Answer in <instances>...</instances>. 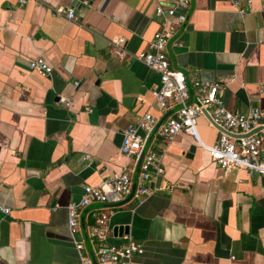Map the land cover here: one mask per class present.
<instances>
[{
  "label": "crops",
  "instance_id": "obj_1",
  "mask_svg": "<svg viewBox=\"0 0 264 264\" xmlns=\"http://www.w3.org/2000/svg\"><path fill=\"white\" fill-rule=\"evenodd\" d=\"M188 1L166 45L170 68L188 84L185 104L194 103L190 84L200 80L217 84L229 112L264 110V0H236L243 15L232 0ZM57 7L77 21L53 17ZM157 28L152 0H0V208L9 210L0 211V264L90 260L97 243L84 237L80 218L88 230L97 212L108 215L107 245L142 247L131 264H264V178L217 169L204 148L218 132L200 115L199 143L183 132L169 143L151 139L147 150L160 155L162 173L141 183L146 195L90 204L75 235L67 231L66 206L84 186L122 168L134 179L139 154L119 153L127 127L178 108L161 113L150 94L158 76L107 45L122 37L137 54ZM37 57L48 76L28 70Z\"/></svg>",
  "mask_w": 264,
  "mask_h": 264
},
{
  "label": "built area",
  "instance_id": "obj_2",
  "mask_svg": "<svg viewBox=\"0 0 264 264\" xmlns=\"http://www.w3.org/2000/svg\"><path fill=\"white\" fill-rule=\"evenodd\" d=\"M33 0H16L19 6ZM154 16L158 19V28L152 36L145 51L129 54L125 49V40L122 37H112L107 41L112 54L122 59L126 56L143 64L147 69L158 76V87L150 91L151 97L158 110L163 113L170 106L178 108L167 117L157 129L154 136L165 143L171 142L180 132L199 143L196 132V117H205L208 125L218 132L214 144L204 148L209 160L221 171H242L248 176L264 178V110L250 109L246 113H232L222 106L217 95V84L194 80L190 84L195 89L194 103L185 104L188 93V84L185 76L170 68L166 57V45L177 27L185 22V11L188 0H152ZM239 15L245 10L239 8L236 0L231 1ZM248 4L249 1H246ZM53 17H62L67 21L76 22L72 9L61 7L50 8ZM29 71L41 77L50 74L51 68L42 57H37L27 63ZM77 87V83H73ZM58 103L68 108L70 103L63 98ZM87 113L90 109L85 108ZM202 111H205L206 116ZM157 120L149 114L143 115L136 125H131L123 132L119 153L124 157L137 156L148 135L152 132ZM142 133V136L138 134ZM130 169L122 168L115 176L101 181L96 186H84L77 202L66 206L67 231L70 236L75 235L79 228L80 212L90 204L115 203L128 195L131 186ZM162 173L160 155L152 149L146 150L138 174L136 190L132 198L137 199L148 193L142 186L144 183ZM3 215L9 210L0 208ZM93 222L87 230V237L97 243L94 252L96 264H131L132 256L142 254V247L132 241L124 246L107 245L106 235L109 230L108 215L103 212L92 214ZM81 250V244L75 246ZM79 264H91L88 258L80 260Z\"/></svg>",
  "mask_w": 264,
  "mask_h": 264
},
{
  "label": "water",
  "instance_id": "obj_3",
  "mask_svg": "<svg viewBox=\"0 0 264 264\" xmlns=\"http://www.w3.org/2000/svg\"><path fill=\"white\" fill-rule=\"evenodd\" d=\"M203 115L206 116V113L205 111H202ZM170 116V113L169 112H166L158 121L157 123L155 124L152 132L149 134L147 140L143 143L142 147H141V150L139 152V155H138V158L136 160V164H135V176H134V179L131 181V186H130V190H129V193L127 195V197L125 198V200H130L132 197H133V194L136 190V187H137V182H138V174H139V166H140V163H141V160L147 150V146L148 144L150 143L151 139L154 137L157 129L160 127V125L164 122V120ZM191 151V150H190ZM80 228L81 230L83 231L84 233V237L87 238V229H86V226L84 224V220H83V216L80 218ZM90 260H91V263L92 264H96L95 262V256H94V253L92 252L90 254Z\"/></svg>",
  "mask_w": 264,
  "mask_h": 264
}]
</instances>
